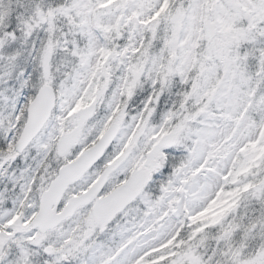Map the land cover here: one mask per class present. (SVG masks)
I'll list each match as a JSON object with an SVG mask.
<instances>
[{"label":"rangeland","instance_id":"1","mask_svg":"<svg viewBox=\"0 0 264 264\" xmlns=\"http://www.w3.org/2000/svg\"><path fill=\"white\" fill-rule=\"evenodd\" d=\"M17 1L0 0V102L11 110L18 92L49 86L55 93L29 149L43 158L80 123L70 160L122 115L108 149L111 160L125 158L115 180L170 140L156 152L140 195L104 226L85 205L45 232L33 228L28 179L35 171L22 166L19 201L0 215V264H154L169 257L166 264H264V221L233 220L238 203L264 187V0H186L185 7L176 0H50L28 8L24 33L13 36L6 29ZM61 22L67 72L55 59ZM171 152L184 161L163 181ZM97 169L70 185L63 200L85 191ZM224 217L231 222L220 225ZM183 228L189 236L176 242ZM248 237L261 240L254 251Z\"/></svg>","mask_w":264,"mask_h":264},{"label":"water","instance_id":"2","mask_svg":"<svg viewBox=\"0 0 264 264\" xmlns=\"http://www.w3.org/2000/svg\"><path fill=\"white\" fill-rule=\"evenodd\" d=\"M49 60L50 53L45 52L42 58V69L46 78L48 76ZM54 100L55 93L53 89L49 86H44L30 102L27 109V121L16 144L18 150L26 147L31 139L40 131L50 115L51 109L54 106ZM119 121L109 125L93 145L82 150L73 160L59 168L57 176L40 196L38 210L31 221L32 227L37 228L41 232L51 229L71 216L78 206L92 201H94L92 214L95 222L105 225L141 193L147 178L132 175L124 183L104 196L97 197L106 178L116 166L113 164L104 170L86 191L70 197L65 205L58 210L59 202L67 187L82 177L100 159L106 148L112 143L120 128ZM75 137L76 134L72 132L64 136L59 142V152L64 153ZM162 145L160 141L154 148L153 153Z\"/></svg>","mask_w":264,"mask_h":264},{"label":"flooded vegetation","instance_id":"3","mask_svg":"<svg viewBox=\"0 0 264 264\" xmlns=\"http://www.w3.org/2000/svg\"><path fill=\"white\" fill-rule=\"evenodd\" d=\"M18 94L19 96L16 102V106L11 107V110L8 107L5 108L3 106V103L0 102V215L2 214V211L4 209L15 208L17 201H19V198H18L19 188L18 187H21V185L25 183L24 181L25 179L20 181V172H21L22 166L23 167L28 166L30 168V171L32 169H34L35 171V174H33V176L30 179H28V183H29L28 196L29 198H31V204L34 205V207L38 209L39 199H40L42 192L49 186L52 179L57 175L59 168L64 163L69 161L65 157L67 150L64 153L59 152L60 140L64 136H66L69 132L75 133L77 135L79 133L80 127L83 125V124L81 125L80 123L78 124L75 123L74 128L71 131L66 132V134L64 135H61L60 138L57 140L56 148H55L56 150L50 149L43 158H39L37 153L33 149L28 148L30 142L39 132L31 139V141L26 145V147H24L22 150H18L16 147V144L21 136L22 130L27 121V109L32 99H34L35 96L37 95V92L33 93L30 91H22V92H18ZM21 96H25V99H26V105L24 107H21L22 101L24 99V97H21ZM30 98L32 99L29 100ZM5 113H6V116H5ZM22 117H23V120H21ZM119 118H120V121H119ZM122 119H123V116L119 115L115 121L110 122L107 125V127L103 130V132L108 128L109 125H111L114 122L119 121L121 125ZM21 123H23L24 125L20 129ZM109 147L106 148V150L104 151L100 159L92 165L91 168L93 167L98 168L96 172L97 174H96V177L93 179V181L85 189V191L90 187V185L94 183V181L97 180V178L103 173L104 170H106L108 167H110L113 164H115L116 166L115 168H113V170L110 172V174L106 178V181L102 189L98 193L97 197L104 196L105 194H107L108 192H110L111 190L115 189L116 187L124 183L126 180H128L132 175H138L139 177H146L147 181L143 187L145 188L150 178L149 168L152 164L155 154H152L151 152L150 154L146 156L143 162L139 163L138 160H136L135 162H132L134 165L127 167L125 170L126 173L122 172L119 174V177L117 179L112 180L111 177L113 173L119 166H121L122 164L121 162H123L125 158L123 159V161L120 158H116V159L114 158L113 160H111L108 157ZM87 172L88 171H86V173ZM86 173H84V175ZM83 192L84 191L80 193H75L72 196L79 195ZM64 193L59 202L58 209L62 208L67 202V200L70 197H72V196H69L66 200H63ZM11 201H13L12 204L10 203ZM93 204H94V201L88 204L80 205V206L90 205V209L92 213ZM80 206H78L77 208H79ZM92 218H93V214H92ZM31 221H30V225H31ZM93 221L96 225L103 226L101 224H97L94 218H93ZM17 224L18 222L16 220H12L10 222V227H15L17 226Z\"/></svg>","mask_w":264,"mask_h":264},{"label":"trees","instance_id":"4","mask_svg":"<svg viewBox=\"0 0 264 264\" xmlns=\"http://www.w3.org/2000/svg\"><path fill=\"white\" fill-rule=\"evenodd\" d=\"M175 1V0H174ZM50 2V0H18L16 6L14 7V9L12 10V16L9 17L8 19V26L6 31L8 30L9 32H12L13 36L16 35H20L24 33V28H25V21L23 22L22 20L26 19L25 18V14H27V9L28 8H37L40 7L41 5H44L47 7L48 3ZM51 2H53V5H59L63 2V0H52ZM178 5H181L182 7H185L186 5V0H176L175 2ZM52 5V4H51ZM52 5V6H53ZM59 29L57 30V41H58V54L59 51L60 53L64 50V48L66 47V44L68 42L67 39V29L65 24H63L62 22L58 24ZM31 36V35H30ZM38 37V36H37ZM23 38V37H20ZM37 40H36V44H37ZM69 50H67L68 52ZM62 55H57L56 62L60 63L59 66H61V69L65 72L69 71L70 68V64H66L68 57L67 58H62L63 57V52L61 53ZM61 70V72H62ZM62 75V74H61ZM165 100V97H164ZM163 102V98L159 99V104H161ZM180 153H176V152H171L169 154H167V160H166V164H164V168L161 171V177H163V181H165L168 176L171 173L172 168L177 164L180 165L183 163V159H181L179 157ZM259 195L251 200L250 196H248L247 198H245L244 200H241L238 203V207L236 209V215L234 216H238V218H234L233 220H237L239 219L240 216L244 215L245 219L247 220V222H249V218H256L259 221H264V187L262 188V190L260 192H258ZM249 200V201H248ZM232 218V217H231ZM231 218L227 219L226 217H224L223 221L220 222V225H225L227 224L228 221L231 222ZM249 223H247L248 225ZM217 226L215 227H211L208 228L206 231H209V235L213 234L216 230H217ZM262 232L264 233V225L262 227ZM184 228L181 229L179 231V233L177 234L176 238L174 239L176 242L179 240H185L187 239V236H189L188 232ZM188 234V235H187ZM243 234V233H242ZM242 234H237L238 238L242 237ZM257 235V234H255ZM259 243H261V240L253 239L251 237H248V240L245 242V245H248L249 248L252 247V251L255 250V248L259 245ZM163 249V248H162ZM160 251V249L155 250L151 256L158 254V252ZM172 257L169 258H165L162 259L154 264H166L168 262H170L172 259Z\"/></svg>","mask_w":264,"mask_h":264},{"label":"bare ground","instance_id":"5","mask_svg":"<svg viewBox=\"0 0 264 264\" xmlns=\"http://www.w3.org/2000/svg\"><path fill=\"white\" fill-rule=\"evenodd\" d=\"M170 140V136H166L161 140V144H164Z\"/></svg>","mask_w":264,"mask_h":264}]
</instances>
